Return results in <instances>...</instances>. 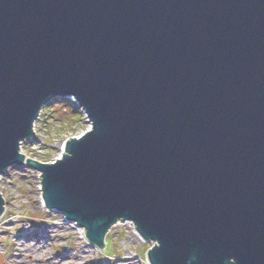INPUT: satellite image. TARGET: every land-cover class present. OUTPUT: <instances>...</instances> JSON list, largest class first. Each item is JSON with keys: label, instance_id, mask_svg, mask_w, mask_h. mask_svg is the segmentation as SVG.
Returning a JSON list of instances; mask_svg holds the SVG:
<instances>
[{"label": "water", "instance_id": "water-1", "mask_svg": "<svg viewBox=\"0 0 264 264\" xmlns=\"http://www.w3.org/2000/svg\"><path fill=\"white\" fill-rule=\"evenodd\" d=\"M65 97L92 130L26 160ZM25 163L100 249L131 221L151 264H264V0H0V176Z\"/></svg>", "mask_w": 264, "mask_h": 264}, {"label": "rangeland", "instance_id": "rangeland-1", "mask_svg": "<svg viewBox=\"0 0 264 264\" xmlns=\"http://www.w3.org/2000/svg\"><path fill=\"white\" fill-rule=\"evenodd\" d=\"M57 99L43 107L34 125V138L21 144L26 160L54 163L62 159L64 143L90 130L88 118L74 98L73 102ZM40 184V175L27 163L12 166L0 176L4 200L0 264H151L147 255L157 243L144 240L134 223L115 224L105 237L104 249L97 248L76 223L43 207Z\"/></svg>", "mask_w": 264, "mask_h": 264}, {"label": "bare ground", "instance_id": "bare-ground-1", "mask_svg": "<svg viewBox=\"0 0 264 264\" xmlns=\"http://www.w3.org/2000/svg\"><path fill=\"white\" fill-rule=\"evenodd\" d=\"M70 98H71V97H68V98L65 97V98H60V99H59V98H58V99L55 98V99H57V100H61V101H63V100H67V99H68V100L70 101V100H72V99H70ZM72 98H73V97H72ZM71 102H73V100H72ZM39 117H40V116H39ZM39 117H38V118H39ZM88 123L90 124V126H91L90 129L92 130V124H91V122H90L89 120H88ZM32 139H33V138H32ZM64 145H65V144L62 145V149L64 148ZM9 169H10V168H9ZM36 172L40 175L41 182H42V176H41V174H40L38 171H36ZM39 186H40L41 188H43V186H42L41 184H40ZM41 191H43V190L41 189ZM42 201H43V200H42ZM42 205H43V207L45 206V204H44L43 202H42ZM45 207H46V206H45ZM60 214H61V213H60ZM61 215H62V214H61ZM62 216H63V215H62ZM63 218L67 221V218H65L64 216H63ZM132 223H133V222H132ZM77 226H78V224H77ZM78 228H82V227L78 226ZM135 228H136V227H135ZM82 229H83V228H82ZM83 230H84V229H83ZM137 233H138V231H137ZM138 234H139V233H138ZM139 235H140V234H139ZM140 236H141V235H140ZM87 240H88V242H89L91 245L97 247V245L93 244L89 239H87ZM50 242H51V241H49L48 246L51 245ZM153 242H154V241H153ZM155 243H157V242L155 241ZM155 245L157 246V244H155ZM97 248H98V247H97ZM151 250H152V249H151ZM151 250H150V251H151ZM150 251H149V252H150ZM149 252H148V254H149ZM25 254H26V253H25ZM82 254H83V253H82ZM30 258H31V261H32V260H33V257L30 256ZM149 262H150V261H149ZM33 264H34V263H33Z\"/></svg>", "mask_w": 264, "mask_h": 264}, {"label": "built area", "instance_id": "built-area-1", "mask_svg": "<svg viewBox=\"0 0 264 264\" xmlns=\"http://www.w3.org/2000/svg\"><path fill=\"white\" fill-rule=\"evenodd\" d=\"M70 99H72V97ZM21 151H22V148H21Z\"/></svg>", "mask_w": 264, "mask_h": 264}, {"label": "trees", "instance_id": "trees-1", "mask_svg": "<svg viewBox=\"0 0 264 264\" xmlns=\"http://www.w3.org/2000/svg\"><path fill=\"white\" fill-rule=\"evenodd\" d=\"M68 100V99H67Z\"/></svg>", "mask_w": 264, "mask_h": 264}]
</instances>
